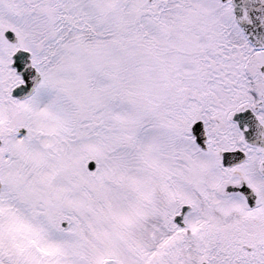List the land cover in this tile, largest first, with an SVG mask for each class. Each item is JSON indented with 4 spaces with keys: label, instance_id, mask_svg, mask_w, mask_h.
I'll use <instances>...</instances> for the list:
<instances>
[{
    "label": "snow or ice",
    "instance_id": "snow-or-ice-1",
    "mask_svg": "<svg viewBox=\"0 0 264 264\" xmlns=\"http://www.w3.org/2000/svg\"><path fill=\"white\" fill-rule=\"evenodd\" d=\"M0 264H264V0H0Z\"/></svg>",
    "mask_w": 264,
    "mask_h": 264
}]
</instances>
